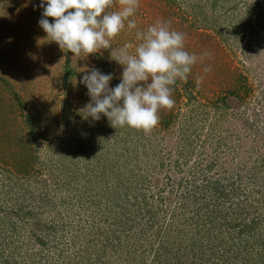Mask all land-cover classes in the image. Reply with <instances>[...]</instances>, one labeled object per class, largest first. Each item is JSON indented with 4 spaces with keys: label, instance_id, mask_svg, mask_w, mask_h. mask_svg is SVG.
Segmentation results:
<instances>
[{
    "label": "rangeland",
    "instance_id": "rangeland-1",
    "mask_svg": "<svg viewBox=\"0 0 264 264\" xmlns=\"http://www.w3.org/2000/svg\"><path fill=\"white\" fill-rule=\"evenodd\" d=\"M39 4L0 0V264H215L245 223L264 229V0H140L136 28L80 57L49 41ZM157 20L199 57L174 107L150 132L84 119L85 71L115 87L111 51Z\"/></svg>",
    "mask_w": 264,
    "mask_h": 264
},
{
    "label": "clouds",
    "instance_id": "clouds-1",
    "mask_svg": "<svg viewBox=\"0 0 264 264\" xmlns=\"http://www.w3.org/2000/svg\"><path fill=\"white\" fill-rule=\"evenodd\" d=\"M116 0H40L43 8L39 26L49 41L76 57L111 49V41L125 29L137 27L133 17L140 0H119L120 9L107 12ZM48 17L52 18L49 22ZM140 43L111 51V59L122 66L121 80L109 87L111 73L99 69L85 71L80 83L87 88L90 101L82 109L84 119L107 117L112 127L152 131L160 123V110L175 105L172 93L177 80L187 82L199 57L185 49L186 34L157 20L138 32Z\"/></svg>",
    "mask_w": 264,
    "mask_h": 264
},
{
    "label": "trees",
    "instance_id": "trees-1",
    "mask_svg": "<svg viewBox=\"0 0 264 264\" xmlns=\"http://www.w3.org/2000/svg\"><path fill=\"white\" fill-rule=\"evenodd\" d=\"M227 1V0H225ZM214 6L216 5L215 3L213 4ZM235 6H233L234 8ZM232 8V9H233ZM201 9V8H200ZM236 24L238 25L239 21H238V16L235 20ZM167 117V116H165ZM170 117V116H169ZM173 121V119H172ZM171 119H167L165 122L162 123V125H166L169 126L172 123ZM206 158H210L209 156L205 155L203 157V159ZM206 161V164L208 163V165H206L207 169L212 168L213 163L210 160H203V162ZM16 214L19 215V219H21L24 222L29 221V219L27 218V216H30L32 213L31 211L27 210L26 212H23V214H21V209H17L15 210ZM198 212L200 211H196L195 216L196 218L198 217ZM200 215V213H199ZM2 218H4L5 222L4 224H6V227L4 226L3 229H5V231L9 232V227L12 228V226H14L15 224H13L9 213H3ZM27 220V221H26ZM259 225V220L258 219H253L251 222L245 223L244 226L241 228V230H239V234L243 235V233L249 238H245L244 236L239 235V239H237L235 241V244H232L230 246H226L227 249L229 250V253L226 256H223L224 259L219 260V263H215V264H264V229L261 228L260 231L256 230L258 228ZM42 227V225H41ZM261 227V226H260ZM48 228H53V226H48ZM255 230V232H254ZM247 232V233H245ZM251 232V234H249ZM28 238L32 239L33 241H38L39 243H42V245H44L46 242H44V240L41 238V236H37L34 233H30L27 232ZM242 237L244 238V243L242 240ZM250 239H252V241L250 242ZM195 246H197L198 248L202 247L203 250V246L202 245H198L197 242L194 243ZM238 246L236 248V250L234 249L235 246ZM194 246V245H193ZM7 262V261H6ZM208 262H210V260H208ZM211 263V262H210ZM9 264V263H8Z\"/></svg>",
    "mask_w": 264,
    "mask_h": 264
}]
</instances>
